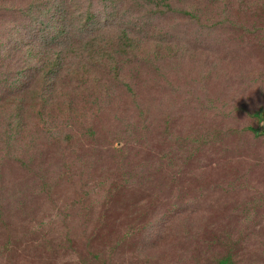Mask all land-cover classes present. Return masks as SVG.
<instances>
[{
    "label": "rangeland",
    "instance_id": "rangeland-1",
    "mask_svg": "<svg viewBox=\"0 0 264 264\" xmlns=\"http://www.w3.org/2000/svg\"><path fill=\"white\" fill-rule=\"evenodd\" d=\"M168 2L152 21L174 32L175 53L126 61L118 78L91 65L86 88L104 96L82 114L84 99L62 91L79 92L78 75L61 73L49 88L58 104L44 107L64 116L53 133L38 123L37 98L22 133L0 102V264H264V133L247 128H264V0ZM2 4L0 42L14 34L37 52L27 30L49 15L23 13L29 0ZM70 34L54 49L76 68L88 62L84 34ZM16 46L0 57L4 95L3 79L23 66Z\"/></svg>",
    "mask_w": 264,
    "mask_h": 264
},
{
    "label": "trees",
    "instance_id": "trees-1",
    "mask_svg": "<svg viewBox=\"0 0 264 264\" xmlns=\"http://www.w3.org/2000/svg\"><path fill=\"white\" fill-rule=\"evenodd\" d=\"M0 1L1 5H5L2 4L5 3V0ZM29 3L30 5L26 8L23 9L20 6L19 9L22 12L27 11L28 16L33 13L32 17L35 20H38L39 15L45 13L49 15L46 22H41L42 26L27 30L35 39L39 40L37 47L43 46V49L37 48V52H35L34 43H30L32 41L27 38L17 39L14 34H10L5 41L0 42V57H4L5 53L8 52L7 50L18 48L17 43L24 55L23 66L19 68L15 76L3 79V84L10 88V93L4 95L3 91L0 92V102L3 101L4 107L12 112L13 123L11 128L13 133L26 131L25 105L27 102L35 101L36 98L39 107L38 116H40L38 123L41 124L46 133H53L57 130V117L62 119L63 115L50 117L45 114L44 107H52V103L58 104L52 95L53 91L50 93L49 88L51 85L53 87L56 85L57 80L61 78L60 74L63 72H66L63 79L68 81L73 75H78L79 92L72 90L70 92L69 89L62 90V87L60 90L84 99V106L80 113L82 114L86 107L97 106L98 101L104 96L101 91H98L100 95H95L86 88L85 84L94 88L96 86V82L92 80L94 74L92 75L91 65L105 66L110 73L112 72L111 76L118 78V76L121 77L123 69L129 66L126 61L134 62L136 61L134 59H137L149 63L161 62L162 59L175 53V46L172 45V40L169 41L174 32L162 29L152 21V17L168 13L167 11L171 8L168 0H83L84 8L78 12L69 11L66 0H52L50 3L36 0L34 4L29 0ZM36 11L39 15L35 14ZM189 15L194 17L191 13ZM144 16L148 17L151 22L140 26ZM75 20L77 26H74ZM135 23L136 25H134ZM111 26L115 28H111ZM71 29L76 30L78 35L84 34L81 38V45L88 60L76 68L63 62L62 56H60L63 54V50L54 49L61 41L74 39L70 34ZM128 29H132L131 32ZM12 43H15L13 44L14 47H11ZM50 47L53 49H49ZM39 54L43 57V59L39 57L42 68L37 67L35 62L30 67L28 63ZM127 55L130 56L128 60H126ZM36 71L40 77L38 83H35L37 80ZM91 80L92 82H90ZM38 84L41 87H38ZM13 108L19 109L18 120L17 115L12 111ZM68 109H71L70 100L63 110H59V113ZM254 116L259 119L262 117L260 111L254 112ZM247 128H250L255 135L264 133V128L253 129L249 126ZM86 133L90 135L92 132L87 130ZM65 138H69V135H65ZM217 264H233V261L230 255H226L218 259Z\"/></svg>",
    "mask_w": 264,
    "mask_h": 264
}]
</instances>
